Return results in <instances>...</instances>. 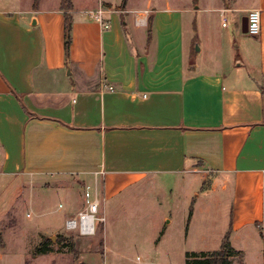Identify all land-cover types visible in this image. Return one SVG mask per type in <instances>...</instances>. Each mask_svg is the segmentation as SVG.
Masks as SVG:
<instances>
[{
    "label": "crops",
    "instance_id": "0c3cea01",
    "mask_svg": "<svg viewBox=\"0 0 264 264\" xmlns=\"http://www.w3.org/2000/svg\"><path fill=\"white\" fill-rule=\"evenodd\" d=\"M102 2L112 10L106 29L86 15L93 8L71 2L66 61L61 0L37 7L31 19L32 5L0 0L5 211L24 191L69 177L91 184L102 171L104 195H153L147 217L163 228L162 237L173 214L182 212L185 222L191 207L186 239L196 208L230 194V244L249 246L259 229L263 252L264 0H144L139 6L126 0L120 8ZM252 8L261 11L255 36L242 27ZM226 14L240 21L236 55L225 32L215 35ZM194 30L208 42L198 51L192 49ZM102 81L114 90H102ZM204 181L208 188L197 192ZM105 210L110 214L108 205Z\"/></svg>",
    "mask_w": 264,
    "mask_h": 264
},
{
    "label": "rangeland",
    "instance_id": "374dc122",
    "mask_svg": "<svg viewBox=\"0 0 264 264\" xmlns=\"http://www.w3.org/2000/svg\"><path fill=\"white\" fill-rule=\"evenodd\" d=\"M102 1L106 0H70L76 9L85 7L95 9L99 4L106 7ZM108 1L119 8L126 2V0ZM129 2L139 6L144 0H129ZM33 3L34 0H21L25 8L27 5L33 7L34 11L30 19L39 14L37 7H51L57 3V0H42L37 6ZM86 15L89 19H94L90 11ZM225 17L224 25L222 24L223 16L221 22L217 21L219 25L215 26V35L219 37L225 32L229 50L236 55L240 51L238 48L241 41L238 26L240 21L235 24L232 16L226 14ZM220 23L223 27L227 25L225 31L220 28ZM205 40V45H208L202 32L197 34L194 30L192 49L198 51L196 46L200 48L201 42L204 43ZM65 44L68 45L64 47L65 60L69 61V44L64 37ZM238 59L236 62L240 61ZM205 182L207 185V181ZM58 184L65 188H58ZM83 188L84 184L82 185L75 178L61 179L51 188L24 191L23 196L18 198L8 212L5 211L7 204L0 198V264H184L187 252L218 250L224 235L229 230L230 206L233 197L228 193V197L227 194L222 197L223 193L218 191V194L222 193L219 204L217 201L209 200L208 206H204L201 210L196 208L188 230L189 235L185 239L184 232L188 229V222L192 215V212L189 215V210L185 213V217L187 216L185 222L184 219L181 221L182 212L179 211L176 216L173 214L170 229L165 237H162L163 228L157 229L154 222L149 221L147 217L149 211L146 209L154 208L153 195L136 196L127 192L112 195L108 191L109 194L101 193L96 214V216H103L104 222H96L93 235L81 236L76 231L65 230L64 222L83 209L85 204ZM62 190H65V193ZM31 198L34 201L33 206L29 205ZM107 205L110 208V214L105 210ZM62 238H64L63 241ZM45 239L49 242L44 244L51 251L34 255V248L41 242L43 244ZM102 242L105 245V251L100 245ZM232 245L241 254V249L244 250L245 264H262L264 250L263 252L260 250L263 241L259 229H253L249 246H240L234 239H232ZM102 251H104L103 254ZM232 260L233 264H244L242 255L234 256Z\"/></svg>",
    "mask_w": 264,
    "mask_h": 264
},
{
    "label": "built area",
    "instance_id": "2783aa9c",
    "mask_svg": "<svg viewBox=\"0 0 264 264\" xmlns=\"http://www.w3.org/2000/svg\"><path fill=\"white\" fill-rule=\"evenodd\" d=\"M108 10L102 4H99L95 10L90 11L93 14L94 19L99 24L101 29H106L109 27V21L105 17ZM150 10H144V12H149ZM247 34L257 35L260 32L261 28V11L258 8H252L247 13ZM226 18L223 17L222 24L224 25ZM137 22L143 23L141 20ZM101 89L104 91H113L114 87L102 81ZM102 171L94 174L93 181L91 184L84 185L83 196H84V207L79 211L76 216L68 218L64 222V229L67 231H76L81 236H91L95 233L96 222L103 223V216H96L98 213V207L100 205V196H101V180L100 175Z\"/></svg>",
    "mask_w": 264,
    "mask_h": 264
},
{
    "label": "trees",
    "instance_id": "16d2710c",
    "mask_svg": "<svg viewBox=\"0 0 264 264\" xmlns=\"http://www.w3.org/2000/svg\"><path fill=\"white\" fill-rule=\"evenodd\" d=\"M39 0H34L33 5L37 6ZM61 8L64 10V37L67 38V43L70 42V30H71V23H72V15H71V2L70 0H61ZM150 34V30H149ZM68 45L65 44V47ZM208 188V185H206V182L204 181L201 185V190H206ZM192 212V208H189V215ZM62 241L64 238L61 239ZM45 242H42L38 244L34 248V255L42 254L50 249L46 245L49 241L47 239L44 240ZM46 243V244H44ZM103 247V244H100ZM76 255V254H75ZM234 256L241 257V252L235 250L229 241V231L226 232V234L223 237L222 243L220 245V248L218 250L214 251H200V252H187L185 255V263L184 264H233L232 258ZM77 257V256H74Z\"/></svg>",
    "mask_w": 264,
    "mask_h": 264
},
{
    "label": "water",
    "instance_id": "95a60500",
    "mask_svg": "<svg viewBox=\"0 0 264 264\" xmlns=\"http://www.w3.org/2000/svg\"><path fill=\"white\" fill-rule=\"evenodd\" d=\"M246 23H247V17H244L242 21L243 32H247ZM196 48L197 50L199 49L197 46Z\"/></svg>",
    "mask_w": 264,
    "mask_h": 264
}]
</instances>
